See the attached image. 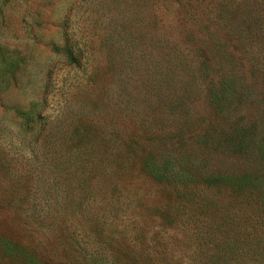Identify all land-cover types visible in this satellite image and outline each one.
Instances as JSON below:
<instances>
[{"label":"rangeland","instance_id":"obj_1","mask_svg":"<svg viewBox=\"0 0 264 264\" xmlns=\"http://www.w3.org/2000/svg\"><path fill=\"white\" fill-rule=\"evenodd\" d=\"M182 56L208 63L199 84ZM229 70L241 87L211 103L208 79ZM121 137L183 151L190 178L258 188L157 184L133 166L125 190L69 214L76 227L27 218V198L50 185L61 204L90 180L58 153H119ZM73 236L97 264H264V0H0V264H66Z\"/></svg>","mask_w":264,"mask_h":264},{"label":"trees","instance_id":"obj_2","mask_svg":"<svg viewBox=\"0 0 264 264\" xmlns=\"http://www.w3.org/2000/svg\"><path fill=\"white\" fill-rule=\"evenodd\" d=\"M64 53L69 62L77 61L70 49H65ZM155 58L158 57L154 56V61H156ZM212 60L215 61L216 59L212 57ZM177 63L178 62H176V64ZM181 64L187 67L189 84L194 83L196 85L202 80V75L206 74L203 66H208V63L204 60L199 61L196 60V58L189 59L184 56H182ZM157 65L158 63L153 64L154 67H157ZM154 70L159 74L158 71L160 70L158 68ZM244 78V74H242L241 77H237L231 70L224 73L221 72L216 78H209L207 81L208 84L205 85V88L209 91V101L219 104L222 93H224L222 88L227 86L228 88L233 87L234 89L236 85L241 87ZM58 139L61 138L58 137ZM67 140V138H62L59 140V143H63ZM78 140L79 139H77V144L79 145L80 143ZM56 141L57 138L55 139V142ZM120 143L124 144L127 149L119 153H112L111 151L100 153L91 147H84L82 149L77 147V152L73 153H58L55 160L56 163L64 159L68 164H76V170H73V176L75 177V174H81L82 171L83 173H87L90 180L87 182H83L82 180L75 184H68L69 187L74 190L73 192L78 199L67 198L61 202V204L59 201L51 199L52 196L49 193L50 185L47 186L44 191L45 197H42L40 200L27 198L24 208L27 212V218H35L38 226L40 225L49 231L52 228H56L57 225L59 228L63 229L76 227L77 224L69 222V216L87 213L86 206L82 209L85 198L87 197L89 200L90 197H95L101 189L104 190V194H108L109 198L114 194L112 190L119 189L118 193H120L121 190H125L126 186L122 182H120V184L118 182L122 181V179L134 169L133 166L138 168L140 175L145 179H151L157 184L175 183L185 185L188 184L186 182L189 181L190 183H199L202 189L205 190L214 187H224L231 188L235 191H250L255 187L258 188L250 178L251 175L249 173L236 175L209 174L197 180L195 177L190 178L189 174L191 170L187 166L190 159L183 151L180 152L174 149L170 150L165 155H157L152 143L148 139L141 141L133 138L121 137ZM57 164L59 165L60 162ZM77 171H80V173H77ZM98 175H100L101 180L92 181L93 178ZM117 179L120 180L117 181ZM98 184L103 186L100 187ZM93 199L94 198H92V200ZM11 201L13 200H9V202ZM112 207L114 208L116 206ZM69 245L71 246V252L67 256L66 264H92V261H94V264H97L98 258L96 257V253L94 249H91L87 245L85 239L73 236L70 238ZM56 259L57 257L54 258V256L50 254H48L47 258H44V260L50 264H53ZM57 264L59 263L57 262Z\"/></svg>","mask_w":264,"mask_h":264}]
</instances>
